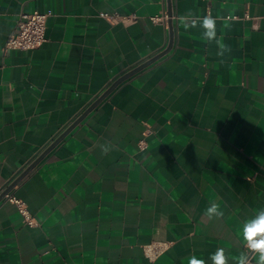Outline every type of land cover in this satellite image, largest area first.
<instances>
[{
    "label": "crops",
    "instance_id": "obj_1",
    "mask_svg": "<svg viewBox=\"0 0 264 264\" xmlns=\"http://www.w3.org/2000/svg\"><path fill=\"white\" fill-rule=\"evenodd\" d=\"M35 10L52 12L46 41L7 49ZM263 15L264 0H0V193L84 116L9 191L37 224L0 201V264H212L218 248L235 264L264 209Z\"/></svg>",
    "mask_w": 264,
    "mask_h": 264
},
{
    "label": "built area",
    "instance_id": "obj_2",
    "mask_svg": "<svg viewBox=\"0 0 264 264\" xmlns=\"http://www.w3.org/2000/svg\"><path fill=\"white\" fill-rule=\"evenodd\" d=\"M52 15L51 11L41 12L35 10L30 13H21L18 16L17 25L15 30L9 36L5 47L7 49H19V50H34L39 48L45 41H46V27H47V20L49 16ZM100 16L109 20V21H120L124 19L119 13H107L101 12ZM231 18H238L237 16H229ZM244 18H252L248 13L244 15ZM257 19H261L264 22V15L256 17ZM169 16L164 11L162 14L156 15L151 17L152 22L158 23L161 22L163 24L168 23ZM6 199L14 204L17 205L19 208L25 223L28 225H36L37 221L29 212L26 203L18 198L17 196L7 193ZM160 245H156L154 243L147 244L144 247L146 256L151 260L154 259L165 249L164 245L159 243ZM247 251V248H246ZM253 256L249 262V264H253L254 262Z\"/></svg>",
    "mask_w": 264,
    "mask_h": 264
},
{
    "label": "clouds",
    "instance_id": "obj_3",
    "mask_svg": "<svg viewBox=\"0 0 264 264\" xmlns=\"http://www.w3.org/2000/svg\"><path fill=\"white\" fill-rule=\"evenodd\" d=\"M216 21L210 16H205L202 19L201 27L204 29L203 35L210 41L216 40L215 31ZM189 26L186 24V27ZM195 26V24H191ZM219 44V41H217ZM221 51L218 55H223L224 52L230 51L226 45L220 44ZM102 151L107 153L111 145L106 144L101 146ZM205 215L211 219L213 217H223L224 213L220 210L217 203H211L206 209ZM241 234L243 244L246 245V253H242L235 264H249L253 256L257 257L256 264H264V209L258 210L251 217L247 218L242 223ZM212 264H229V258L225 255L223 248H218L211 256ZM188 264H205L203 260L197 259L194 255L189 258Z\"/></svg>",
    "mask_w": 264,
    "mask_h": 264
},
{
    "label": "water",
    "instance_id": "obj_4",
    "mask_svg": "<svg viewBox=\"0 0 264 264\" xmlns=\"http://www.w3.org/2000/svg\"><path fill=\"white\" fill-rule=\"evenodd\" d=\"M169 14L171 15V12L169 11ZM170 22V33H171V42H172V30H171V21ZM169 49V48H168ZM168 49L164 52H161L160 54L156 55L155 57L143 62L142 64L136 66L135 68L129 70L128 72H126L124 75H122L120 78H118L107 90L104 94H102L100 96V98H98L87 110L90 111L91 109H93L101 100H103L118 84H120L123 80H125L126 78L130 77L131 75H133L134 73H136L137 71L141 70L142 68L146 67L147 65H149L150 63L154 62L155 60H157L158 58H160L162 55H164ZM85 112V113H87ZM85 115V114H83ZM84 116H80L77 120H75L74 122H72L71 125H69L61 134H59L44 150L43 152L40 154V156L38 158H36L30 165H28L25 170L22 172V174H20V176L18 178H16L12 184L6 188L4 191H2L0 193V201L6 196L7 193H9V191L21 180L24 178V176L26 174H28V172L33 169L38 162L51 150L55 147V145L61 141L70 131L71 129L77 125L81 119Z\"/></svg>",
    "mask_w": 264,
    "mask_h": 264
}]
</instances>
